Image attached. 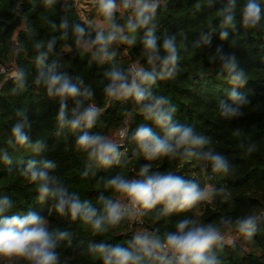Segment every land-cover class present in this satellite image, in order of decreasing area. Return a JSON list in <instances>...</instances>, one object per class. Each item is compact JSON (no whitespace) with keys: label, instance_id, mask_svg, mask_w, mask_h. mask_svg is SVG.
Returning <instances> with one entry per match:
<instances>
[{"label":"trees","instance_id":"obj_1","mask_svg":"<svg viewBox=\"0 0 264 264\" xmlns=\"http://www.w3.org/2000/svg\"><path fill=\"white\" fill-rule=\"evenodd\" d=\"M257 2L262 9V20L256 27L243 24L247 0H236L233 24L229 27H222L221 15L228 0H164L154 21L158 46L165 38L175 36L179 59L173 76L158 80L150 90L154 96L169 99V106L176 109L174 123L191 127L209 141L201 151L225 157L229 172L222 175L213 173L210 162L203 159L188 161L183 156L144 159L132 139L136 128L147 125L160 136L163 131L144 118L133 98L115 100L106 95L105 88L110 83L107 73L113 68L128 71L130 65H138L153 69L146 61L144 29L135 34L134 45L113 42L109 50L116 55L101 63L93 58L92 51L75 44L74 33V28L80 25L86 30V39L95 38L98 26L92 19L100 10L97 0L83 3L82 11L75 10L71 0H54L51 4L47 0H0V66L13 67L8 76L0 74V196H7L13 202L6 215L35 212L48 222L50 231H67L69 237L60 241L56 250L59 264H103L89 252V245L106 243L128 247L136 235L133 220L126 216L119 225L109 226L107 232L93 233L81 221L60 216L52 198L40 201L37 184L23 174L24 170L30 161L40 165L49 160L55 164L49 174L56 177L58 186L100 207V196L121 199V202L123 199L107 187L109 179L117 175L139 178L140 169L148 166L151 173L173 172L195 181L201 188L209 184L218 194L211 202H201L188 211L161 215L159 220L156 210L140 216L147 232L158 234L163 240L167 233L176 231V224L183 219L213 224L225 235L212 250L219 264H264V0ZM89 4L92 8L87 11ZM85 13L88 17H84ZM130 15V10L121 9L115 15L116 23L124 27ZM65 22L68 27L62 29L60 26ZM224 31L228 37L221 39L220 33ZM50 42H53L51 52L48 51ZM217 47L235 56L237 70L246 76L242 87L234 86L229 74L222 71ZM40 52H48L43 69L36 63ZM53 65L56 72L68 75L82 90L92 92L89 98L77 99L85 107L89 104L97 107L99 115L93 128L73 132L59 127L56 119L59 98L50 96L44 85L35 83L40 72H47ZM155 67L158 71V65ZM19 71L24 72L23 86L15 78ZM234 87L247 103L239 106L241 115L225 118L220 106L223 102L236 107L229 98ZM75 106L69 98V118ZM25 118L31 125L27 130L30 144L19 146L11 129ZM124 127L127 136L120 148L123 155L118 165L100 166L89 160L87 153L76 144L83 131L115 141L117 131ZM5 156L11 163L5 162ZM227 214L231 216V224ZM249 215L256 218L257 227L250 240L235 228L238 219ZM230 230L239 237L228 244L224 240Z\"/></svg>","mask_w":264,"mask_h":264},{"label":"clouds","instance_id":"obj_2","mask_svg":"<svg viewBox=\"0 0 264 264\" xmlns=\"http://www.w3.org/2000/svg\"><path fill=\"white\" fill-rule=\"evenodd\" d=\"M54 0H47L48 4ZM103 23L98 26L95 38L86 39V30L77 25L74 28L75 44L85 51H92L94 59L101 63L112 60L116 55L110 51V45L119 41L127 45L136 43V33L144 29L143 45L147 64L153 65L152 70L143 66L133 65L128 71L113 68L107 73L110 83L105 88L109 98L122 100L133 98L139 106V112L144 118L151 121L163 131L158 135L153 127L142 125L136 128L132 139L148 161L160 157L176 158L183 156L186 160H207L211 164V171L222 175L229 172V162L224 156L201 151L209 141L197 135L191 127H185L173 122L174 107L169 106V99L163 96H154L150 90L158 80L173 76L177 68L178 45L175 36L165 38L158 46L154 23L160 0H98ZM236 0H228L222 10V27L233 24V10ZM121 9L130 10L127 23L121 27L116 23L115 15ZM243 24L256 27L262 20V9L257 0H247L242 13ZM62 29L68 24L62 23ZM127 32V34H125ZM68 33L64 32L67 39ZM228 32L220 33L221 39H226ZM210 43V41H208ZM37 47H41L38 45ZM53 42L48 44L51 52ZM221 62L222 71L229 74L230 82L234 86L242 87L246 83L244 72L237 70L236 58L233 54L225 53L221 47L216 49ZM48 52H40L36 63L42 69ZM158 65L159 70H156ZM54 65L41 71L35 83L46 87L50 96L59 98L60 107L57 123L60 128L71 131L91 129L96 123L99 111L95 105L84 106L79 97L89 98L92 92L72 82V79L54 70ZM15 78L20 86L24 83V72L19 71ZM71 98L76 106L71 109L69 118L67 101ZM229 98L236 105L221 103V115L225 118H234L241 115L239 106L247 103L240 92L233 90ZM31 128L27 119L16 123L11 129L14 142L19 146L30 144L27 130ZM238 134V133H237ZM120 135L124 137L125 132ZM78 148L87 153L89 160L98 165L109 168L121 163L123 153L121 145L106 139L102 135L90 134L83 131L76 139ZM6 163H11L5 156ZM55 164L49 160L37 165L30 161L24 170V175L37 184L38 199L44 201L52 198L55 201V211L60 216H70L73 221L79 220L90 227L93 233H105L109 226L115 227L126 216H142L153 210L157 211L156 219L161 215L174 212H184L195 208L201 202H211L218 193L212 186H201L195 181L186 180L173 172L151 173L148 166L139 171V178L126 179L122 175L112 177L107 181V187L119 193L121 199L99 197L100 207H96L89 200H81L77 193H70L66 188L58 186L56 177L49 174ZM87 175V172L84 173ZM13 207L11 198L0 196V264H16L24 261L25 264H59L57 248L59 242L67 239V231H50L48 222L35 212L26 215H6ZM254 216H247L235 222V228L245 239L250 240L257 231ZM223 240L217 226L213 224H198L191 219H183L176 224V231L169 232L162 240L153 232L137 233L128 242V247L111 246L106 243L89 245V252L99 257L103 264H219L213 254V247Z\"/></svg>","mask_w":264,"mask_h":264},{"label":"built area","instance_id":"obj_3","mask_svg":"<svg viewBox=\"0 0 264 264\" xmlns=\"http://www.w3.org/2000/svg\"><path fill=\"white\" fill-rule=\"evenodd\" d=\"M86 1H92V0H71L72 7L75 10L82 11L83 3H85ZM117 2L122 4V0H117ZM163 2H164V0H160V4L163 3ZM132 66L133 65H130L129 69H131ZM12 71H13V67L12 66H6V67L0 66V74L1 75H7L8 76ZM121 132H125L124 137H122L120 135ZM126 136H127V128H125V127L121 128V129H119L117 131L116 140L114 142L120 144L121 147H123L124 146V141L126 139ZM122 203H127V201L122 199ZM129 218H131L133 220V222L135 223L136 227H141L142 226V221L140 219V216H129ZM221 235L223 236V239H224L225 235H223V234H221Z\"/></svg>","mask_w":264,"mask_h":264},{"label":"rangeland","instance_id":"obj_4","mask_svg":"<svg viewBox=\"0 0 264 264\" xmlns=\"http://www.w3.org/2000/svg\"><path fill=\"white\" fill-rule=\"evenodd\" d=\"M99 16H101V12L100 11L98 12V14L95 17H93L94 18L93 20L96 19V21H97V19H98ZM84 17H88L87 16V13H85ZM206 186H211V185L208 184ZM227 221L230 222V224L232 223V219H231V216L229 214H227ZM142 232H147V231L142 226L141 227H135V234L142 233ZM238 237L239 236L236 233H234L233 230H230L227 233L226 238H225L224 241H225V243H228L229 244L233 240L238 239Z\"/></svg>","mask_w":264,"mask_h":264},{"label":"crops","instance_id":"obj_5","mask_svg":"<svg viewBox=\"0 0 264 264\" xmlns=\"http://www.w3.org/2000/svg\"><path fill=\"white\" fill-rule=\"evenodd\" d=\"M91 8H92V6H91L90 4L86 6V10H87V11H89ZM99 11H100V10H97V11L95 12L94 17L98 14ZM93 19H94V18H93ZM93 19H92V21H93L97 26H99V25H101V24L103 23V20L101 19V16L98 17L97 21H96V19H95V20H93Z\"/></svg>","mask_w":264,"mask_h":264}]
</instances>
